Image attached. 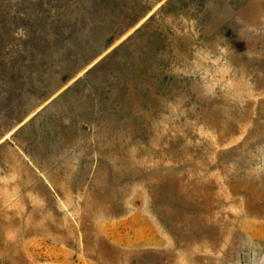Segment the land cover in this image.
Wrapping results in <instances>:
<instances>
[{"label": "rangeland", "instance_id": "1", "mask_svg": "<svg viewBox=\"0 0 264 264\" xmlns=\"http://www.w3.org/2000/svg\"><path fill=\"white\" fill-rule=\"evenodd\" d=\"M0 264H264V0H0Z\"/></svg>", "mask_w": 264, "mask_h": 264}, {"label": "crops", "instance_id": "2", "mask_svg": "<svg viewBox=\"0 0 264 264\" xmlns=\"http://www.w3.org/2000/svg\"><path fill=\"white\" fill-rule=\"evenodd\" d=\"M144 209L140 214L142 216L143 223L147 226L146 230L149 231L148 241L153 245L163 244V252L167 251V249L173 246V236L167 228V224L157 219V214L150 208ZM136 222L137 221L135 219H132L130 221H126V224H135ZM157 225L159 226V230L157 229ZM119 238L120 237H118L117 234L115 237L112 235L113 240L115 239L117 241Z\"/></svg>", "mask_w": 264, "mask_h": 264}, {"label": "bare ground", "instance_id": "3", "mask_svg": "<svg viewBox=\"0 0 264 264\" xmlns=\"http://www.w3.org/2000/svg\"><path fill=\"white\" fill-rule=\"evenodd\" d=\"M5 190V189H4ZM7 203V202H6Z\"/></svg>", "mask_w": 264, "mask_h": 264}]
</instances>
